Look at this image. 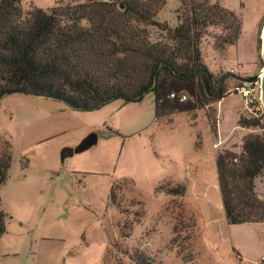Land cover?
Here are the masks:
<instances>
[{
	"label": "rangeland",
	"instance_id": "rangeland-1",
	"mask_svg": "<svg viewBox=\"0 0 264 264\" xmlns=\"http://www.w3.org/2000/svg\"><path fill=\"white\" fill-rule=\"evenodd\" d=\"M127 1L151 4L153 19L171 28L188 15L187 0L185 5L180 0L112 4L122 11ZM85 2L22 0L21 6L29 12ZM209 3L241 22L237 40L223 49L217 41L232 34L223 28L229 22L209 25L200 38L202 61L216 78H225L226 95L220 101L155 120L153 93L140 102L116 100L90 112L23 93L0 99V160L11 149L0 185V210L9 216L0 236V264H264V252L259 255L264 223L227 224L213 161L226 152L237 161L244 137L264 132V120L252 127L237 124L240 116H256L235 90L246 82L244 76L256 75L263 66L264 0ZM139 25L149 40L165 35ZM233 45L251 62L237 72L231 67L233 48L227 52ZM92 131L98 135L93 146L60 159L63 147L76 146ZM198 158L211 161L201 181L183 195L168 194L181 192L179 182L191 178L185 161ZM253 185L263 200L264 168Z\"/></svg>",
	"mask_w": 264,
	"mask_h": 264
},
{
	"label": "trees",
	"instance_id": "trees-1",
	"mask_svg": "<svg viewBox=\"0 0 264 264\" xmlns=\"http://www.w3.org/2000/svg\"><path fill=\"white\" fill-rule=\"evenodd\" d=\"M21 1L0 0V99L23 93L90 112L116 100L140 102L153 93L154 117L159 119L203 108L226 95L225 78L211 73L199 49L209 25L229 22L223 28L233 30L218 38L219 49L239 36L240 20L218 4L187 0L188 15L171 28L153 19L151 4L127 1L119 4L123 9L119 11L115 4L86 0L24 12ZM140 23L165 35L149 40ZM185 93L186 100L179 101L177 95ZM237 124L258 126L260 120L240 116ZM234 159L230 152L219 153L215 159L226 222H264V199L256 196L253 185L264 168V132L244 137L242 152ZM10 162L9 147L0 160V185ZM183 193L184 187L181 192H168ZM5 218L8 215L0 210V236L5 232Z\"/></svg>",
	"mask_w": 264,
	"mask_h": 264
},
{
	"label": "crops",
	"instance_id": "crops-1",
	"mask_svg": "<svg viewBox=\"0 0 264 264\" xmlns=\"http://www.w3.org/2000/svg\"><path fill=\"white\" fill-rule=\"evenodd\" d=\"M49 7H46V8H42L44 10L48 9ZM237 45V44H236ZM236 45H233V46H229L227 48V52H229V49L230 48H233V63L231 65V67L234 68V70L237 72L239 68L242 67L243 64L247 65L251 62L247 61V58H246V55L244 54V52H240L237 50V47ZM254 50L256 52V57H257V60H258V50H257V45L254 46ZM206 63V62H205ZM206 66H207V63H206ZM209 70L212 72V70L209 68ZM251 75H248V76H244V79L245 77H250ZM240 79H242L243 77L239 76ZM183 113V112H182ZM173 115L175 114H172L171 116H169V118L173 117ZM155 118V117H154ZM161 118L159 119H156L155 120H160ZM217 134V133H216ZM73 147V146H72ZM213 161H214V164H215V157L213 156ZM211 161L209 160V158L207 159V161L205 160H202V159H192L191 161H185V166L187 167L188 171H189V174H190V179H187L185 178L184 179V182H179L183 187H184V192H185V189L186 187H189L190 185H192V183H198L201 181V177L203 175H205L206 173V170L207 168L209 167ZM215 169H216V164H215ZM216 174H217V180H218V173H217V169H216ZM218 188H219V183H218ZM219 194H220V191H219ZM183 195V194H182ZM220 199H221V195H220ZM221 204H222V201H221ZM223 208V206H222ZM224 211V210H223ZM7 214V213H6ZM8 215V214H7ZM9 217V216H8ZM8 221H9V218L7 219L6 221V227H5V232L7 230V225H8ZM260 223H264V222H260ZM259 223V224H260ZM245 224V223H244ZM250 224H258V223H250ZM4 232V233H5ZM3 233V234H4ZM2 234V235H3ZM264 252V246L261 247V251H260V254L261 255L262 253ZM38 262H41V261H38ZM34 263L35 264H38L35 262L34 260Z\"/></svg>",
	"mask_w": 264,
	"mask_h": 264
},
{
	"label": "built area",
	"instance_id": "built-area-1",
	"mask_svg": "<svg viewBox=\"0 0 264 264\" xmlns=\"http://www.w3.org/2000/svg\"><path fill=\"white\" fill-rule=\"evenodd\" d=\"M93 2H108L114 3L116 0H91ZM235 90L240 93L243 97L248 99L249 104H251V108L253 109V115L258 117L261 121L264 120V107L260 102V93H261V69L257 73V77L255 80L251 82H242ZM170 98H174V93H171ZM179 101L186 100V95L181 94L177 95Z\"/></svg>",
	"mask_w": 264,
	"mask_h": 264
},
{
	"label": "water",
	"instance_id": "water-1",
	"mask_svg": "<svg viewBox=\"0 0 264 264\" xmlns=\"http://www.w3.org/2000/svg\"><path fill=\"white\" fill-rule=\"evenodd\" d=\"M260 56H261V60L263 62V66L261 68L260 102H261L262 106L264 107V24H263V27L261 30ZM256 77H257V74L250 76V77H247L243 80L246 82H251V81L255 80ZM97 139H98V135L94 131L88 133L76 146H74V147H63L59 152L60 159L64 160L65 158L70 157L75 153L82 152V151L86 150L87 148L93 146L97 142Z\"/></svg>",
	"mask_w": 264,
	"mask_h": 264
}]
</instances>
